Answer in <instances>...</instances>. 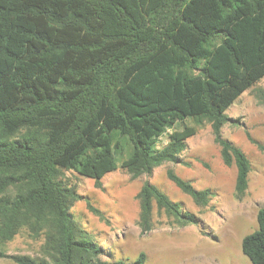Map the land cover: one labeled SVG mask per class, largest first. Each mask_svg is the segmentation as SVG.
<instances>
[{"label": "trees", "instance_id": "trees-1", "mask_svg": "<svg viewBox=\"0 0 264 264\" xmlns=\"http://www.w3.org/2000/svg\"><path fill=\"white\" fill-rule=\"evenodd\" d=\"M263 77L264 0H0V258L144 264V252L134 261L103 257L104 246L71 211L82 196L65 171L99 187L119 166L134 178L152 175L182 161L205 123L223 162L236 164L243 199L252 164L224 125L229 107ZM167 175L198 206L215 194L173 168ZM137 197L143 234L153 229L155 204L178 224H202L150 181ZM257 222L242 251L264 264V207ZM23 227L44 235V257L2 249Z\"/></svg>", "mask_w": 264, "mask_h": 264}, {"label": "rangeland", "instance_id": "rangeland-1", "mask_svg": "<svg viewBox=\"0 0 264 264\" xmlns=\"http://www.w3.org/2000/svg\"><path fill=\"white\" fill-rule=\"evenodd\" d=\"M264 77L245 91L227 110L232 120L224 125V135L248 156L252 168L249 188L243 199H237L236 164L226 165L220 147L214 140L209 123L198 128L182 152V161L165 162L152 175L132 177L121 166L107 173L99 187L94 179L67 170L65 176L81 198L71 211L81 225L104 246L105 259L134 261L146 253L144 264H252L242 251L243 238L258 228L257 213L264 207ZM187 124H194L188 119ZM177 128L181 125H177ZM172 130V129H170ZM260 142H252L247 134ZM164 134L159 145H164ZM173 168L198 189L211 188L214 196L206 206H198L168 178ZM145 181L158 185L168 196L182 202L202 218V224L182 225L154 205L151 231L143 234L138 225L140 202L137 197ZM95 207L102 215L94 212ZM44 235L34 237L26 227L2 249L7 254H27L42 258ZM0 264H17L1 257Z\"/></svg>", "mask_w": 264, "mask_h": 264}]
</instances>
